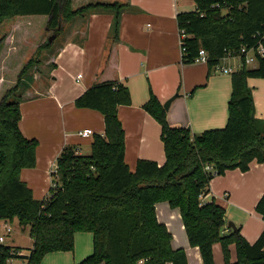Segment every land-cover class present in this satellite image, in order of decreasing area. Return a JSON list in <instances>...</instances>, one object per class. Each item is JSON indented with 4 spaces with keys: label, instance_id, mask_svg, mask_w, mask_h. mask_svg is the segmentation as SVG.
I'll return each instance as SVG.
<instances>
[{
    "label": "trees",
    "instance_id": "16d2710c",
    "mask_svg": "<svg viewBox=\"0 0 264 264\" xmlns=\"http://www.w3.org/2000/svg\"><path fill=\"white\" fill-rule=\"evenodd\" d=\"M74 0H0V26L16 17L48 18L40 45L23 67L15 87L0 102V223L17 221L29 228L34 240L28 256L22 248L0 243V264L26 259L42 264L51 253L73 252L75 235L91 233L93 253L79 264H188L184 249H174L173 236L160 223L156 204L168 202L181 213L192 247L199 248L204 264H215L213 246H222L225 264H264V231L250 244L240 231L227 227L226 212L215 199L203 206L201 196L210 194V182L228 170H249L253 161L264 163V120L255 115L253 91L248 80L264 79V55L257 65L245 64L233 74L228 102V122L224 128L194 134L189 128L173 127L167 111L153 93L143 109L161 127L166 155L160 166L139 160L134 171L126 162V133L119 119L121 106H130L131 94L119 82L113 63L119 41L122 14L127 8L119 2L96 1L74 8ZM196 9L177 15L183 64H193L204 49L210 70L228 53L242 48L264 47V0H193ZM110 13L104 70L97 82L75 101L78 109L99 112L104 134H95L90 155H81L73 146L65 147L52 173L49 197L37 200L22 180L24 169L36 166L38 141L21 130V100L18 96L24 78L42 62L76 18ZM4 38L0 40V47ZM11 98H15L12 101ZM20 100V101H19ZM211 165L213 171H206ZM256 212L264 220V194ZM226 230L229 233L225 234ZM235 245L237 261H231Z\"/></svg>",
    "mask_w": 264,
    "mask_h": 264
},
{
    "label": "crops",
    "instance_id": "0c3cea01",
    "mask_svg": "<svg viewBox=\"0 0 264 264\" xmlns=\"http://www.w3.org/2000/svg\"><path fill=\"white\" fill-rule=\"evenodd\" d=\"M96 1L119 2L127 6L121 18L119 41L115 43L113 69L119 82L128 87L132 99L130 106H121L118 111L126 133L125 157L131 171L135 170L139 160L155 161L160 166L166 161L160 124L143 109L151 93L162 105L179 95L167 111V119L173 127L189 128L198 135L226 126L232 80L223 78L222 83L217 82L208 65L182 62L177 15L194 11V2L192 5L187 0H74L73 6L78 8V4L85 6ZM34 17L45 16L11 19L13 22L3 36L0 51V61L6 62L5 65L18 54L16 45L20 33L29 43L31 38H27ZM112 22L110 13L74 19L61 36L57 49L44 52L41 64L34 69L32 87L27 88L25 100L22 92L20 127L27 138L38 141V147L35 168L24 169L21 178L37 200L36 171L39 170L40 177L47 173V179L51 180L48 171L57 164L65 147L73 146L81 155L91 154L84 153L85 145L89 144L91 149L94 136L82 138L81 132L90 129L94 135L104 134L103 116L97 111L76 108L75 101L97 82L105 68L108 49L113 46L109 40ZM40 45L38 41L34 44L24 63L22 58L19 59L20 69ZM231 60L225 63L231 66ZM4 80L5 77L0 78V81ZM248 84L253 91L256 118L264 120V79H250ZM132 132L134 139H131ZM263 194L264 163L253 161L247 172L228 170L215 177L210 182L207 200L215 199L226 212L227 227L233 222L242 237L254 244L264 231V220L255 210ZM48 196L49 193L46 198ZM156 214L159 222L172 234L173 248L185 250L188 264H204L199 248L190 245L180 210L173 209L168 202H160L156 204ZM31 242L34 245L32 238ZM4 244L19 247L7 244L6 240ZM33 245L28 251L20 247L23 249L20 254L28 256ZM92 253V234L77 233L73 252L48 254L42 264H79ZM213 254L215 264H225L219 243L214 244ZM230 255L231 261L236 262L235 245L230 246ZM11 264H28V261L14 259Z\"/></svg>",
    "mask_w": 264,
    "mask_h": 264
},
{
    "label": "rangeland",
    "instance_id": "374dc122",
    "mask_svg": "<svg viewBox=\"0 0 264 264\" xmlns=\"http://www.w3.org/2000/svg\"><path fill=\"white\" fill-rule=\"evenodd\" d=\"M187 2L194 5L192 0H187ZM78 6H79V8L82 7V5H79V4H78ZM32 20H33L32 21L33 26H31L29 28L30 31H29V36L27 38V39L31 38L29 43L25 42L24 35L20 33L18 35V42H17L18 44L16 45L17 46L16 48L18 49V54H16L15 56H13V58L8 60L6 65H5L6 62L0 61V78L5 77L4 82L0 81V102H1L2 98L5 96L7 90L12 88L15 84H17L18 76L21 73L22 68L25 66L24 65L20 69L19 65H17L19 59L21 60V58H22L21 61L24 63L25 57L26 56L28 57V55L30 53H32L34 44H36L38 41L39 44L42 45L48 39V37L51 36V34H52V33H49L48 35L44 34L45 30H46L47 22H48L47 17H41V18L40 17H34V19H32ZM12 22L13 21L8 20L3 25L0 26V40L3 38V36L5 34H7V31H8L7 28H9V26L12 24ZM21 32H22V30H21ZM60 42H61V39L56 40L52 51H55V49H57V47L60 45ZM0 51H1V47H0ZM230 64L232 67L234 66V67L239 68L237 59H232ZM239 64H240V62H239ZM197 65L205 66L204 64H197ZM50 68H52L51 65H50ZM33 75H34V70H32V72H30V74L24 78V82L22 83L20 91L17 94L18 96H20L23 92L24 100L26 99L25 94L28 91L27 88L32 87ZM211 76L213 78H215V81L221 82V83L224 81L223 78H230V80H232V77H233V75L215 74L213 71H212ZM11 100L15 101V98H11ZM131 139H134V132H132V134H131ZM84 153H87V154L91 153V149H90L89 144L85 145V152ZM54 170H55L54 167L52 168V170L50 169L48 171V175L51 176V173ZM38 171H36V173H35L36 174V177H35L36 180L35 181H37V183H35V184L37 185V188H38L36 190V197L38 198V200H44V199H47L46 196L48 193H50V190L52 188L53 183H52V179L51 180L47 179V173H46V175H45V172L42 173V177H40L41 174L37 173ZM5 224L6 223H0V235L5 236L4 239L6 240V243L9 245L15 244V245L25 249V251H28V249H30L33 245L31 242V237L29 235V228L28 227L27 228L21 227L19 225V223L16 221V222H13L12 224L9 223V225L11 226L13 231L11 233H7V231L4 228Z\"/></svg>",
    "mask_w": 264,
    "mask_h": 264
},
{
    "label": "built area",
    "instance_id": "2783aa9c",
    "mask_svg": "<svg viewBox=\"0 0 264 264\" xmlns=\"http://www.w3.org/2000/svg\"><path fill=\"white\" fill-rule=\"evenodd\" d=\"M183 38H184V33L181 32L180 33V41L181 42H182ZM182 54H183V51H182ZM263 55H264L263 45H260L256 49L253 48L250 50H248L246 48H242L239 51V53H237V54L235 52L228 53V55H226V57L224 59H222V61L220 63H218L213 68L212 71L215 74H220V75H233L235 72H237L239 70V68H241V66L243 64H245L249 67H255L257 65V61H258L259 56L261 57ZM228 59L239 60V62H240L239 68L227 65L225 62ZM208 61H209L208 53L204 49H201L199 51L198 57L194 61V64H206V65H208ZM80 135L82 138H89V137L94 136V131L87 129V130H84L83 132H81ZM53 167L55 170L52 173L56 172L57 165L56 166L54 165ZM205 170L206 171H213V167L211 165H207L205 167ZM52 173H51V175H52ZM208 196H209V194L207 196H201V203H200L201 206H203L206 202H210L211 199L207 200ZM4 228L7 231V233H11L13 231L9 224H5ZM4 237H5L4 235L0 236V243H4V241H5Z\"/></svg>",
    "mask_w": 264,
    "mask_h": 264
},
{
    "label": "water",
    "instance_id": "95a60500",
    "mask_svg": "<svg viewBox=\"0 0 264 264\" xmlns=\"http://www.w3.org/2000/svg\"><path fill=\"white\" fill-rule=\"evenodd\" d=\"M56 39V36L54 35V36H51L50 38H49V42L50 43H52V42H54V40ZM179 97V95L178 94H176V95H174L172 98H170L163 106H164V109L166 110V111H168L169 110V108H170V105L172 104V102L175 100V99H177ZM228 226L233 230V231H235V232H238V228L236 227V225L233 223V222H230L229 224H228Z\"/></svg>",
    "mask_w": 264,
    "mask_h": 264
}]
</instances>
